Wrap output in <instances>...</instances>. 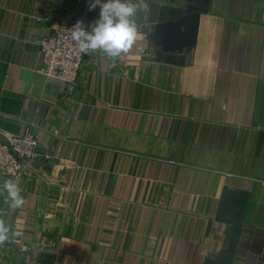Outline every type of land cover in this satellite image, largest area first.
I'll return each mask as SVG.
<instances>
[{
    "label": "crops",
    "instance_id": "1",
    "mask_svg": "<svg viewBox=\"0 0 264 264\" xmlns=\"http://www.w3.org/2000/svg\"><path fill=\"white\" fill-rule=\"evenodd\" d=\"M89 3L0 0V137L29 126L39 142L19 176L0 174L26 201L0 195V264H204L229 244L226 185L248 197L233 264H264V0H210L184 65L150 41L178 1L148 0L129 52L90 51L68 86L40 72L39 40L70 16L90 31Z\"/></svg>",
    "mask_w": 264,
    "mask_h": 264
},
{
    "label": "water",
    "instance_id": "2",
    "mask_svg": "<svg viewBox=\"0 0 264 264\" xmlns=\"http://www.w3.org/2000/svg\"><path fill=\"white\" fill-rule=\"evenodd\" d=\"M179 5H162L158 23L150 32V41L158 61L184 65L185 52L192 51L197 43L200 15L209 10L210 0H173ZM54 163L49 162L47 168ZM247 191L226 185L223 188L216 221L225 224L229 244L216 258H206L204 264H233L243 229Z\"/></svg>",
    "mask_w": 264,
    "mask_h": 264
},
{
    "label": "clouds",
    "instance_id": "3",
    "mask_svg": "<svg viewBox=\"0 0 264 264\" xmlns=\"http://www.w3.org/2000/svg\"><path fill=\"white\" fill-rule=\"evenodd\" d=\"M89 10L99 7V18L88 31L82 20H78L70 29L72 39L83 54L100 51L115 62L122 54H126L141 38L136 22L137 13L149 14L151 11L148 0H90ZM0 195L6 193L10 207L21 208L26 203L22 188L13 179L4 180ZM10 238V229L0 219V245Z\"/></svg>",
    "mask_w": 264,
    "mask_h": 264
},
{
    "label": "built area",
    "instance_id": "4",
    "mask_svg": "<svg viewBox=\"0 0 264 264\" xmlns=\"http://www.w3.org/2000/svg\"><path fill=\"white\" fill-rule=\"evenodd\" d=\"M78 20H82L89 31L85 18L70 16L67 20H53L51 33L39 40L42 54L40 72L68 86L77 83L85 60V54L80 52L70 30ZM38 144V138L29 126L20 135L0 137V174L8 178L19 176L25 164L36 157Z\"/></svg>",
    "mask_w": 264,
    "mask_h": 264
},
{
    "label": "rangeland",
    "instance_id": "5",
    "mask_svg": "<svg viewBox=\"0 0 264 264\" xmlns=\"http://www.w3.org/2000/svg\"><path fill=\"white\" fill-rule=\"evenodd\" d=\"M82 17V16H81ZM20 135V134H19ZM27 166V163L25 164L24 168Z\"/></svg>",
    "mask_w": 264,
    "mask_h": 264
}]
</instances>
